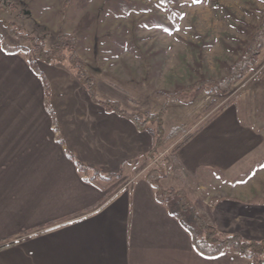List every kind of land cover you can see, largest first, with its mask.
Masks as SVG:
<instances>
[{"label": "crops", "instance_id": "obj_1", "mask_svg": "<svg viewBox=\"0 0 264 264\" xmlns=\"http://www.w3.org/2000/svg\"><path fill=\"white\" fill-rule=\"evenodd\" d=\"M27 55L0 46V245L14 242L0 249V264H252L229 250L217 257L197 252L145 173L155 138L94 101L72 67L38 60L54 119ZM113 61L86 60L99 100L117 101L128 113L165 107V129L171 112L172 128L187 123L188 104L131 99L110 70ZM197 125L170 154L163 186L201 201L221 233L263 240L264 168L256 178L245 175L264 134L234 111Z\"/></svg>", "mask_w": 264, "mask_h": 264}, {"label": "rangeland", "instance_id": "obj_2", "mask_svg": "<svg viewBox=\"0 0 264 264\" xmlns=\"http://www.w3.org/2000/svg\"><path fill=\"white\" fill-rule=\"evenodd\" d=\"M10 1L17 4L18 10L0 12L1 47L3 43L25 44L29 50L23 53L31 58L34 55L29 43L12 36L11 23L23 25L49 45L59 34L74 32L79 36L77 51L85 63L114 59L110 70L118 73L121 79L118 84L131 92V99L145 104L151 96L153 105L158 100L164 105L188 104L187 127L161 154L168 157L173 154L172 148L189 134L194 124L198 127L233 111L264 134V54L246 80L226 95L206 89L184 92L177 97L171 95L180 86L195 83L202 77L219 79L226 74L228 65L239 55L242 40L249 37L251 25L262 15L264 0ZM175 119L171 112L166 131L175 128H172ZM182 124L185 123L178 126ZM248 161L255 164L245 175L247 180L258 177V171L264 168V148L260 155H253ZM155 165V161H148L145 173Z\"/></svg>", "mask_w": 264, "mask_h": 264}, {"label": "trees", "instance_id": "obj_3", "mask_svg": "<svg viewBox=\"0 0 264 264\" xmlns=\"http://www.w3.org/2000/svg\"><path fill=\"white\" fill-rule=\"evenodd\" d=\"M3 10L15 11L18 10V6L13 1L0 0V12ZM10 26L12 36L32 46L34 55L30 58V65L43 80L46 107L54 119L55 116L51 107V87L46 76L37 66L38 60L69 65L76 72L77 76L86 84L94 101L99 102L109 111L118 112L130 118L138 128L147 130L155 138V144L150 151L149 157L151 160L155 161L156 165L147 172V178L156 188L160 201L168 207L171 214L176 217L182 226L189 232L197 252L205 257H217L229 250L247 258L252 264H264V240L248 239L240 233H221L216 225L203 213L204 204L201 201L190 199L184 189L165 188L163 186L162 180L168 176L165 171V165L168 163L169 157L166 154H161L163 152L162 150H165V147L181 134L187 127L186 123L168 132L164 127L165 107L159 112H149L140 109L137 113H128L122 108L121 103L117 101L99 100L96 78L88 73L86 63L79 56L77 51L79 36L76 33H61L57 36L55 42L49 45L44 38L33 35L21 24L11 23ZM2 47L7 53H16L28 49L25 44L12 46L3 43ZM263 54L264 11L258 22L251 25L249 37L242 40L239 55L228 65L227 72L224 76L219 79L202 77L195 83L180 86L179 90L171 95L177 97L184 92H190L192 90L200 91L203 89L218 95H226L246 80ZM262 74H264V72H262ZM225 107L226 104L223 105L221 109ZM208 122L209 121H206L204 125ZM198 131L199 130L187 134L177 146L172 148V153L174 154ZM158 154L162 156L160 159H157ZM69 156L75 159L70 153ZM75 162L82 173L88 174L90 172L87 166L77 160H75ZM94 174L100 175L98 172H94ZM111 176L112 175H106L103 177L109 178ZM12 244H14V242L1 244L0 249Z\"/></svg>", "mask_w": 264, "mask_h": 264}]
</instances>
